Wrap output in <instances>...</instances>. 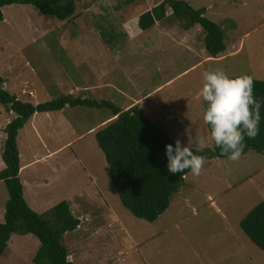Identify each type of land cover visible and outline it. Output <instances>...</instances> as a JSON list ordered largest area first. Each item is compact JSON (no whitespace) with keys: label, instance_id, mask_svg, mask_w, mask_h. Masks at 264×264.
I'll list each match as a JSON object with an SVG mask.
<instances>
[{"label":"rangeland","instance_id":"1","mask_svg":"<svg viewBox=\"0 0 264 264\" xmlns=\"http://www.w3.org/2000/svg\"><path fill=\"white\" fill-rule=\"evenodd\" d=\"M185 1L194 8L205 2ZM159 2L114 0L109 8L105 0H80L76 1V14L68 20L43 14L30 4L4 6L0 20L3 88L32 103L67 93L108 99L118 106L139 103L148 117L174 116L169 122L173 129L166 127L165 131L174 134L173 140L179 139L182 146L188 144L189 137H197L205 141L200 148L211 147L203 99L198 95L190 103L189 94L202 89L203 68L264 80V26L245 35L251 21L262 20L255 8L263 3L248 0L245 7L230 13L237 21L232 34L244 39L241 52L189 69L201 61V49H205L203 39L196 36L205 33L200 25L195 24L188 35L200 48L196 54L170 46L172 35L163 29L171 27L177 35L182 34L180 28L183 31L182 21L172 16L170 9L166 18L148 30L135 25L141 12ZM205 17L219 20L212 14ZM122 22L129 25L130 34L137 32L126 37L119 28ZM110 28L115 33L113 39L105 33ZM151 90L154 92L149 95ZM158 105L161 107L154 112ZM62 110L47 114L48 119L38 115L39 137L28 125L17 139L23 162L39 154L31 164L35 166L25 168L21 176L25 182L41 183L34 203L30 187L25 186L30 207L45 214L65 199L80 219L77 229L61 237L74 264H264V250L239 225L264 197V152L248 150L237 161L228 156L206 159L202 174L194 176L190 170L167 209L148 222L121 204L97 146L94 133L112 119L111 111L88 106ZM13 116L0 103V169L4 164V127ZM60 146L51 159L40 160L46 148ZM7 199V189L0 181V222ZM38 246L33 234H13L0 255V264H34Z\"/></svg>","mask_w":264,"mask_h":264},{"label":"trees","instance_id":"2","mask_svg":"<svg viewBox=\"0 0 264 264\" xmlns=\"http://www.w3.org/2000/svg\"><path fill=\"white\" fill-rule=\"evenodd\" d=\"M76 1L80 0H0V20L3 19L2 8L11 4H30L43 14L53 15L58 20H68L76 14ZM169 9L172 16L182 21L184 29L194 24L203 28L204 46L210 56L215 57L224 51L221 27L205 17L204 8H194L185 0H160L139 14L138 27L141 30L150 29L156 21L167 17ZM105 33L108 38L115 37L111 28ZM119 36L120 33L116 37ZM3 82L4 78L0 76V103L14 116L4 127L5 140L1 151L4 166L0 169V181L5 184L8 199L5 202L4 219L0 222V255L6 249L11 235L33 234L39 241L32 258L34 264H74L68 259L67 247L61 243L65 232L73 231L80 225V219L73 214L68 201L63 199L45 214H40L30 207L23 196L17 136L19 129L36 112L57 111L66 106L108 108L114 118L98 128L94 137L104 155L110 180L121 204L135 217L148 222L156 220L167 209L171 196L180 189L190 169L184 173L169 172L165 146L172 144L175 147V141L138 105L122 109L108 99L97 100L71 93L32 103L3 88ZM254 95L262 102L259 134L254 139L245 138L246 147L242 154L248 150L264 152V80L254 79ZM203 106L205 112L207 102L204 100ZM206 125L211 134L210 125ZM193 151L206 159L227 157L220 155V149L213 140L211 147ZM239 225L246 236L264 250V197L239 221Z\"/></svg>","mask_w":264,"mask_h":264},{"label":"clouds","instance_id":"3","mask_svg":"<svg viewBox=\"0 0 264 264\" xmlns=\"http://www.w3.org/2000/svg\"><path fill=\"white\" fill-rule=\"evenodd\" d=\"M113 4L114 0H105L106 7ZM200 95L207 102L203 120L211 127V138L220 155L239 160L246 147L245 138L254 139L259 134L262 102L254 95V78L247 74L229 77L222 69L207 71ZM204 143L203 138L189 137L186 146L179 139L175 147L166 145L169 172L184 173L190 169L194 176L201 175L206 157L194 154L193 145L200 150Z\"/></svg>","mask_w":264,"mask_h":264},{"label":"crops","instance_id":"4","mask_svg":"<svg viewBox=\"0 0 264 264\" xmlns=\"http://www.w3.org/2000/svg\"><path fill=\"white\" fill-rule=\"evenodd\" d=\"M261 2L263 3V6L256 7L255 10H260V11H257V13H260V16H261L262 20L260 22H256V23H254V22L251 21L250 22L251 29L248 32H246L245 35H248L249 33H253L254 31H257L258 29H260L261 27L264 26V0H261ZM188 3H190V2H188ZM247 4H248V0H205V2H201V4L196 7V8H204L205 9V12H204L205 15L212 14L215 17H218L219 20H215V18H214V19H212V21L215 22L216 24H218L221 27V29H222V31L224 33V45H225V48H224V51L223 52L217 54L215 57L210 56L207 53V51H205L206 49H201V53L203 55L201 61H198L196 64H193L192 66H190L189 69L194 68L195 66L196 67L202 66V65L205 64L206 61H218V60L226 59L228 57L235 56L239 52H241V50L244 48V39L243 38H240L238 40L236 38V36H235V33L232 34V32H235L236 31L237 21L235 20V17L232 14H230V13L233 12L232 10H236L238 7H242V6L245 7ZM210 20H211V18H210ZM157 22L158 21H156L155 24ZM125 23L122 22V25L119 28H122L120 30L125 32L126 37L128 35H133L134 33L137 32V31H134L133 30L134 33L133 34H130L129 25H126ZM245 23L248 24L249 22L248 21H245ZM135 25H137V21H136ZM135 27L137 28V26H135ZM193 27L196 28L195 27V24H194V26H191L188 29H184L183 28V31L180 28V30L182 32L181 35H177V32L176 31H173L171 27H169V30H168V28L167 29L164 28L163 31H164V33H167L168 36H171L172 35V37H171V43H170V46L172 48H177L178 49V48L183 47L185 49V51H187V53H189V54H196L200 50V48L196 46V44H197V43H195V40L196 39L194 40V39L188 38V35L190 34L189 31H191ZM138 31H140V29H138ZM197 32H198V30H197ZM167 35H166V37H167ZM196 36L197 37H201L202 39H204V34L202 35V33H200V35H196ZM157 53L158 52H156V55H157ZM155 63H156V61H154V64ZM201 72H202L201 73L202 76H204V73L207 72V69L206 68H203ZM153 92H154V90L153 91L151 90L149 95H151ZM199 93H201V90H199L198 92H194L193 94H189L190 95L189 102L191 103L198 95H200ZM134 101H137V99H135ZM133 104L134 103H131L130 106H132ZM137 105H139V103ZM130 106H120V107L122 109H127ZM188 106H189V104H188ZM159 107H161V106L158 105L156 108H153V111L154 112H157L156 110H158ZM58 111H60V110H58ZM52 112H55V111L36 112V113H34L28 119V121L24 124V126L21 129H23L24 127H26V126L29 125L32 128V131L35 132L36 136L39 137L38 134H37L38 133L37 132L38 130H37V125H36L38 115L41 113V115H43L46 119H48L47 114H51ZM113 118L114 117H112V119ZM149 118L154 123H156L159 126H161L162 129L164 128L163 129L164 131L166 130V127H169L170 129H173L170 126L171 124L169 122L174 119V116H170L168 113L166 115H164V118L163 117H158V118L155 117V118H153V116H150ZM108 121L109 120L105 121V124ZM102 122H104V121H102ZM99 126H101V125H99ZM21 129H19V131ZM19 131H18V136H19ZM173 135L174 134H171L169 136L172 138V137H174ZM18 136H17V138H18ZM207 139H209V137ZM17 146H18V139H17ZM62 146L57 147V148H54V149L46 148L45 152H43V153L41 152L42 153V158H40V160L49 159V158L51 159L55 155V153L62 148ZM207 147H209V146H207ZM64 149H66V148L64 147ZM193 149H196V148H193ZM18 152H19V146H18ZM22 154H23L22 152H19V158H20L19 159V165H20V168H19V177H20V179L22 178L21 176H22L23 170L25 168L29 169L30 167L35 166V165H31V164L36 161V157L39 155V154H35V155L32 156L31 159L28 158V159H26V162H23L22 161ZM40 160H38V161H40ZM3 166H4V164H3ZM3 166H2V168H3ZM55 177L56 176H54V178ZM185 177H186V175L184 176V178ZM89 180H91L90 177H89ZM21 181H22V184H23V196H24L25 200H26L25 186L28 185V187H30V190H31L32 194L34 195V196H32L30 198V200H31L32 203H34V199L36 197L38 199V196H39V187H40V184H41L40 181L39 180H36V181H33V182H29V183L28 182H25V180H21ZM36 190H38V191H36Z\"/></svg>","mask_w":264,"mask_h":264}]
</instances>
